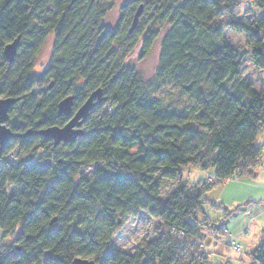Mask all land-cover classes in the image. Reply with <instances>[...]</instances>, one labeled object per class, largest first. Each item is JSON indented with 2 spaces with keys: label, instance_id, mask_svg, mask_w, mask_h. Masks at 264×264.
Returning a JSON list of instances; mask_svg holds the SVG:
<instances>
[{
  "label": "trees",
  "instance_id": "obj_1",
  "mask_svg": "<svg viewBox=\"0 0 264 264\" xmlns=\"http://www.w3.org/2000/svg\"><path fill=\"white\" fill-rule=\"evenodd\" d=\"M112 2L0 0V98H19L7 121L15 135L0 148V232L15 235L10 247L0 245V264H72L77 257L96 264H215L205 233L220 237L247 205L231 209L210 194L230 177L252 179L263 161L264 0H131L115 29L103 23ZM242 3L262 14L234 16ZM225 30L250 54L228 43ZM163 31L155 84L186 96L193 114L154 96L140 73L124 65L141 37L145 58ZM18 36L9 63L4 48ZM50 36L48 66L36 76V58ZM99 88L103 101L82 135L55 145L38 134L64 126ZM69 96L72 113L61 115L59 103ZM91 165L87 177L83 170ZM186 167L214 174L190 182ZM167 184L176 187L162 199ZM206 206L219 213L216 219ZM139 210L185 236L147 240L133 253L112 246L119 218ZM248 260L264 264V230Z\"/></svg>",
  "mask_w": 264,
  "mask_h": 264
},
{
  "label": "rangeland",
  "instance_id": "obj_2",
  "mask_svg": "<svg viewBox=\"0 0 264 264\" xmlns=\"http://www.w3.org/2000/svg\"><path fill=\"white\" fill-rule=\"evenodd\" d=\"M131 0H113L110 10L108 11L106 17L103 19V23L107 28L115 29L119 23L121 18V9L122 7ZM252 12L254 14H262V11L259 10L256 6L251 5L250 3H242L239 8L234 12V16L243 15L244 13ZM148 17L145 13H143L142 17L140 18L139 24L141 25L145 22V19ZM228 15H223L222 19H227ZM152 23L147 25V28H151ZM164 35V31L160 34L159 38L156 40L150 54L142 58L140 57L141 54V46L143 37L139 39V43L133 52L125 59L124 65L130 68L135 69L138 71L143 78L146 85H149V89L154 96L160 99H165L166 102L180 108L181 110H186L190 114L195 113L196 107L194 106L193 102L189 100L186 96L180 93L175 88L171 87L170 85H165L160 87V85L155 84V75L156 69L158 66L159 55H160V43L162 37ZM224 39L233 45L235 48L238 49L240 54H250L249 47L246 46L245 42L234 32L225 30L224 31ZM53 48V36H50L46 41L45 45L43 46L41 52L36 58V64L34 67L35 75L38 76L41 74L44 69L48 66L51 53ZM261 81L263 84L264 89V72H260ZM15 151V154L16 155ZM264 152V150H263ZM42 154L41 152H39ZM264 161V159H263ZM262 161V162H263ZM257 168H264V163H261ZM94 166H87L83 170V174L87 177L92 175ZM257 170V169H256ZM257 176V171L255 176L249 180H255ZM184 177L188 179L190 182H196L200 179L206 178L205 172L198 169V168H184ZM176 184H167L161 190V198L167 199L170 193L175 189ZM11 191V190H10ZM223 191L221 188L215 190L211 193V197L217 202L220 203L225 201L224 199H229L223 197ZM230 201H226L229 203ZM207 215L211 218L216 219L219 213L212 210L209 206L204 208ZM249 228H246V232L249 234H253V230L248 231ZM264 229V225L263 228ZM227 232V229H225ZM261 233V229L259 230ZM224 232V233H226ZM222 235L220 237H213L212 234L205 233V243L204 247L206 250L210 252H216V248L218 245H228L225 240H221ZM261 235V234H260ZM169 239V238H177L171 229H166L161 223L159 219L151 217L145 210H139L136 215H129L120 217L118 223L116 225L115 231L111 235L110 244L118 249H121L125 252L133 253L136 248L141 245L144 241L147 240H157V239ZM0 239H1V246L10 247V244L14 241L15 235L11 234L8 237H3L2 233L0 232ZM261 239V237H260ZM221 243V244H220ZM260 243V240H259ZM259 243L255 246V248L259 245ZM203 246V245H202ZM232 246V244H231ZM244 247L242 252L237 251H230L227 255H216L215 253L211 254L212 263L215 264H226L227 261H233L234 264H249L248 255L252 253L255 248H247ZM240 253V254H239ZM242 258V260L238 261V259Z\"/></svg>",
  "mask_w": 264,
  "mask_h": 264
},
{
  "label": "crops",
  "instance_id": "obj_3",
  "mask_svg": "<svg viewBox=\"0 0 264 264\" xmlns=\"http://www.w3.org/2000/svg\"><path fill=\"white\" fill-rule=\"evenodd\" d=\"M213 171L214 170L211 169L210 171L205 172L206 178L204 179H210V175L214 174ZM256 171L257 176L255 180L230 177L224 182V184L215 189L218 190L221 188L224 190L222 193L223 197L229 199H224L225 201L222 199V202L220 203L225 204L231 209L238 205L247 204L241 211L235 213L225 223L223 232H226L225 228L227 229V232L224 233L221 240H225L226 243H230L231 240H234L242 246H246L247 248L251 247L253 249L259 243L261 237L259 230H264L262 229L264 225V168H257ZM226 201L230 202L226 203ZM246 228H249L248 231L253 230V234L246 232ZM215 248L216 252L211 253L221 256L227 255L232 251V249H227L228 247L225 245H218ZM230 262L233 263V261Z\"/></svg>",
  "mask_w": 264,
  "mask_h": 264
},
{
  "label": "water",
  "instance_id": "obj_4",
  "mask_svg": "<svg viewBox=\"0 0 264 264\" xmlns=\"http://www.w3.org/2000/svg\"><path fill=\"white\" fill-rule=\"evenodd\" d=\"M142 6L139 7L135 14L131 31L136 27L138 19L142 12ZM20 44V36L13 42L7 44L4 48V56L9 63L14 61ZM73 96L63 99L59 103V114L69 116L73 110ZM19 101L15 97L0 98V148L1 150L10 142L15 135L14 132L7 126L9 120V112L11 108ZM103 101V91L101 88L90 94L88 99L74 112L69 121L64 126H49L38 132L39 135L52 140L55 145L62 142H71L78 136L83 134L82 125L90 115L91 110ZM56 218L52 220V224ZM72 264H96L94 260L88 258L77 257Z\"/></svg>",
  "mask_w": 264,
  "mask_h": 264
},
{
  "label": "built area",
  "instance_id": "obj_5",
  "mask_svg": "<svg viewBox=\"0 0 264 264\" xmlns=\"http://www.w3.org/2000/svg\"><path fill=\"white\" fill-rule=\"evenodd\" d=\"M264 156V155H263ZM263 159H264V157H263ZM262 163H264V161L262 162ZM185 236V234L182 232V231H180L178 234H177V237L178 238H182V237H184ZM231 244H232V247L236 250V251H241L242 250V245L241 244H237V243H235L233 240H231Z\"/></svg>",
  "mask_w": 264,
  "mask_h": 264
}]
</instances>
